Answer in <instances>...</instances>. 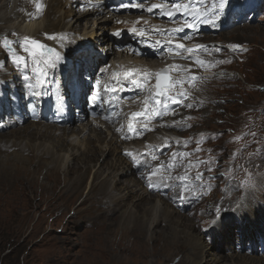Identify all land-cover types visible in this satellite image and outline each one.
Listing matches in <instances>:
<instances>
[{"label": "rangeland", "instance_id": "rangeland-1", "mask_svg": "<svg viewBox=\"0 0 264 264\" xmlns=\"http://www.w3.org/2000/svg\"><path fill=\"white\" fill-rule=\"evenodd\" d=\"M149 2L155 3L159 2V0H149ZM32 3L33 0L28 1L27 13L32 10L37 11L36 3H33V5ZM44 11L45 9H42L39 16L40 19H42ZM23 13L19 14L15 19L0 23V28L11 23L16 25L22 18ZM75 14H78V12ZM140 15L145 16L144 14ZM98 18H100V15L95 17V19L88 15L80 21L83 29L88 28L90 30L94 28L98 36L93 39L95 43L91 44L90 42V46L86 47L87 53L73 54L72 52L76 50V47L73 46L71 54L75 56L73 57L74 68L70 72L66 71V66L70 59L66 55L65 57L62 56L67 51L61 49L65 45L64 42L69 41L73 32L64 33L67 38L63 43H59L57 39H49L41 33L32 37L47 46H51L56 52L63 53L60 55L62 60L58 61L57 66L53 70H57L55 72L58 73L66 72L67 79L70 81L67 84L73 81L91 83L88 79L85 80L83 78L85 76L84 69L80 70L77 67V63L80 62L77 56H82V59H85L96 54L95 57L99 58L101 61L100 65L103 67L110 62L112 63V58L117 60L115 55L120 52V47L116 46L114 53L112 51L105 54L104 44L99 41L102 25L94 23V20L96 21ZM149 18L147 16L146 20H154ZM160 19L161 21L163 19L162 24L177 25L181 22L182 17L177 15L174 18L175 23L169 19L164 20L165 16ZM261 20H264V0H230L223 15L215 24H201L199 29L194 32H189L187 31L188 29L184 30L192 38L184 39L181 41L182 43L189 47L195 44H212L213 47L209 48L211 55L200 51L194 53L192 59H181L180 57L172 58L170 54H166L167 56L160 55L161 57H155L151 61L158 62L156 64L159 65L164 63V67L170 65L171 62L185 66L191 65L192 74L198 75L197 77H205L203 80L198 79L194 87L188 84L184 85L190 92L189 102L196 103V107L186 108L173 105L171 111H175L177 114L165 115L163 117L164 120L162 119L163 122L171 124L173 121H183L185 117H191L185 122L190 124L191 127H158L156 131L145 132L143 137H138V139H121L118 137L117 142L111 141L109 144L113 149L111 153L106 154V156H96L98 160H95L91 164L93 166L84 173L79 172L76 168L73 169L71 166L68 167L62 158L61 155L64 152L66 153V150L69 153L72 148L68 141L64 143L63 152L59 156L36 158L31 157L29 154V158L25 159L31 162H39V165L35 168H30L33 165L27 168L23 166V163L8 159L7 157L15 154V150L11 146L3 148V151L0 152V160L2 162L10 161V164H0V264L178 263L192 249L179 248L178 252L173 251V254H166L164 250L154 253L156 244L149 233L155 223H157L155 226L157 230L162 229L163 234L169 232L168 221L167 219L164 220L163 217H160L152 224L153 217H156L160 208L164 206L168 210H174L177 216L179 215L178 217L176 216L177 221L182 222L181 225L184 230L188 234L191 233L199 242L209 246H212V242L213 245H221L222 252L224 251V244L227 255L237 252L251 259H264V33L255 34L254 32H248L246 35L248 38H246L247 40L244 39L245 41L227 40L228 32L231 35L236 34V32L241 33L240 25L247 23V25L256 26L260 25ZM61 22L56 24L60 23L55 28L54 34L60 35L59 33L65 30V26L63 27L64 24L62 23V25ZM112 25V22H108L105 30L111 31ZM45 26L46 23L43 22V27ZM82 28L80 32L83 31ZM74 32L79 33L78 31ZM15 34L14 36L13 33H8V36H4L2 31H0V39L4 37L8 39L24 37L18 33ZM223 34L226 38H219ZM157 37L164 38L163 36L152 35V40L153 38L157 39ZM120 41H115V43H120L119 46L122 45V48L127 46L123 38ZM252 44L258 48L256 52L248 51L250 49L247 50V53L243 51L242 47L244 45ZM231 45H239L241 47L237 50H231L229 48ZM16 46L13 45L17 53L24 55L25 53L19 49V46ZM206 46L209 47V45ZM217 48L220 50L216 51ZM0 52L2 53H0L2 55L0 56L1 68L2 70L6 69L0 78V134H6L15 129L25 127L30 122L38 120V116L45 125L53 123L60 125L61 121H50L45 115V113L51 114L50 111H52L53 106L51 101L47 100L39 107V100L34 101L36 96L30 92L33 96L31 101L23 91V88H26V83L23 81L22 76L29 75L30 72L19 75L17 68L7 58L5 49L0 47ZM185 55L187 54L185 53ZM197 57L205 61L224 60L226 62L215 64L214 67H198L195 64ZM250 60H257V65L250 62ZM74 69L79 72L77 73L78 76H73ZM173 75L176 74L174 73ZM19 82H23L24 87H19ZM178 89H180V85L177 86L176 90L178 91ZM47 92L42 93L41 96L44 94V97H46ZM147 94H149L148 85ZM134 96L138 98L141 94L138 93ZM85 102H83L84 105ZM75 109L77 108L73 106L72 110ZM32 111L36 113V116L33 115ZM15 116L19 118L21 127L5 131V125L10 121L9 118H15ZM79 116V111L71 112L68 125L76 126L80 122ZM166 116L167 118H165ZM86 119L87 114L83 117L82 122ZM66 120L68 121V117H66ZM104 129L106 130V128ZM40 131L42 132L41 129ZM242 133H248V135L242 140L233 142L234 138ZM252 133H255V135L253 136ZM101 134L104 135L105 131L102 130ZM166 139L168 141L167 146L157 148L158 150L162 149L159 156L156 155L157 159L155 161H151L152 158L148 159L147 155H142L143 164L137 165L133 173H128L125 176H119V172L116 174V178L120 182L124 181V179L136 181L137 185H135L136 187L133 186L130 193L132 198L129 199V196L121 198L124 191H121V193L117 191L111 194H103V191L109 189L111 184L102 185L101 183L102 178L108 172L102 167L104 166V161L110 163L112 158L125 157L130 158L133 162L131 157L124 154L125 150L139 158L138 152L142 151L141 148L143 146L164 145ZM107 140L108 138L105 141L95 142L94 139H91L94 146H98L100 143L105 144ZM177 140L181 142L190 140V142L185 146L183 143L177 144ZM198 140L201 143L197 144ZM137 142H140V147H136L138 145ZM242 144L246 145V147L243 148L236 160L232 161L230 158ZM132 148H135V150L133 151ZM197 148L200 150L196 151ZM157 149L155 152H157ZM119 150L120 152H118ZM173 152H188L191 155L184 157L182 160L178 159V167L170 170L162 168L163 170L160 169L162 173L160 171L153 175L154 167L157 168L162 161L167 162L172 157ZM3 153L6 157L3 156ZM212 158H215V161L211 165L201 164L199 168L195 166L197 160L206 161ZM13 159H18V157L13 156ZM76 160L81 162L83 157L78 156ZM189 161L193 162V166L190 169L187 168ZM151 162L154 163L152 164ZM48 163H51L49 167L46 166ZM236 165L241 167L237 168ZM209 166L213 168L212 173L204 171ZM229 169L232 170L231 180L226 179L222 175L228 172ZM186 171L189 177H194L198 171H204V183L212 185L211 189L204 190V193L207 192L209 194L206 198L204 194L195 199L189 195L185 200H182L183 193L188 191L190 193L194 190L200 191L198 188L200 182L186 187L180 180L175 179L184 175ZM246 173L251 174L252 183L244 187L240 185V181L245 178ZM169 176L172 179H169ZM210 176L214 178L209 179ZM158 178L162 179L161 182H164L163 184L165 185L160 184ZM151 187L156 190H151ZM77 190L79 193L75 194ZM260 191L263 200L259 207H255L252 203L245 201L247 196L253 197L255 196L254 194H259ZM228 192L241 195L237 197L235 202L228 197ZM147 193L152 196L153 207L148 213L146 224L142 226V229L145 230V238L148 237L150 239L146 252L144 251L142 254L134 251L141 246V240L138 236H135L133 226L135 224L134 217L144 214L142 207L148 202L147 200L138 199L137 196L144 194L143 197H145ZM233 203H239L237 204L238 206L241 204L244 206L238 208L235 212ZM218 206L220 209L219 213L217 212ZM202 209H207V212H203V214L210 218L208 220L205 218V221L198 223V225L205 226L209 222L210 226L211 222L216 221L215 223L219 224V228L217 231L204 229L201 233L203 238H199L192 231L194 229L199 234L200 228H197V224L183 221V219L186 218L185 216H188V219H192L193 216L203 217L198 215V211ZM126 212L129 216L126 215ZM225 215L228 216L224 218ZM126 216L128 218L132 216V219L121 225L119 221L123 217L127 218ZM223 218L224 221L227 220L221 227L219 221ZM123 227L127 230L125 236L122 233ZM219 231L223 232L225 236H223L221 241H216L214 240L215 234L221 235ZM242 245L244 250L240 248ZM224 261H226L225 264L230 262V260L227 261L226 259ZM238 264L256 263L252 262V260H244L239 261Z\"/></svg>", "mask_w": 264, "mask_h": 264}, {"label": "bare ground", "instance_id": "bare-ground-1", "mask_svg": "<svg viewBox=\"0 0 264 264\" xmlns=\"http://www.w3.org/2000/svg\"><path fill=\"white\" fill-rule=\"evenodd\" d=\"M28 1H30V0H0V23H3L6 20L15 19L19 16V14L21 15L25 11V13H23V15H22V18L19 20V22L16 25L12 24V23L7 24V26L0 28L1 29L0 31H2L4 36H8V33H18V34H20V36H29V37H34L40 33L42 35H45V33L52 35V34H54L55 28H57V26L60 23L58 25H56V24L58 22L62 21L61 24L62 23L64 24V25L63 24L62 25H63V27L65 26V28H64L65 30L63 32H60L59 34L73 32L72 36L69 38V41L64 42L65 45L61 49L63 51L66 50L69 53H67L65 51L66 53L64 55H62L63 53L59 52L60 55H62L64 57L66 55L67 57H69V59H70L69 62L68 63L66 62L67 63L66 71H69V72L71 71L72 68H74L73 57H75V56L73 54H78L81 52L87 53L86 47L90 44V42H91V44L95 43V41L93 39H95L98 36L96 34V32L94 31V28H91L90 30H88V28L83 29L81 26L80 21L83 18H86L88 15H90L91 17H94V19H95V17L100 15V18H98V20H96V21L94 20V23L96 22L97 24L102 25V27H101L102 32L99 33L100 34L99 35V37H100L99 41H101V43L104 44V47L106 49L105 54H108L112 51L114 53V50L116 51V46H119V44H120V43H115V41H118V40L113 37L112 32H115L117 29L131 28L133 26V22L137 21L138 18H140V24L141 25L143 24V20H146V17L148 16V17H150L149 19H154L152 21H149L150 25H153V24L159 25V26H162L164 28H171V27L176 26V24H174V25L169 24V23H163L162 24L163 19L161 21L160 18L163 17V15H158V12H159L158 9L154 10V12L151 14L145 11L144 12L145 16L140 15V14H143V12H141L137 9H135V11H132V10H129V8H127V11H125L123 13H115V12L111 11L112 5L109 7L105 4L106 0H41L42 9H45V11L42 13V16H43L42 19H40L39 16L41 13L37 14V11H34V10H32L30 13L26 12ZM115 1H118V0H115ZM33 3L35 4L36 0H33ZM33 3H32V5H33ZM123 3H128V2L124 1ZM149 3H151V2H149ZM32 5H31V9H32ZM119 5H118V7H119ZM73 6H74V8H73ZM75 8H77V9H75ZM115 11L120 12L116 9H115ZM76 12H78V14H75ZM128 14H130L129 17H127ZM137 14H139V15H137ZM158 19L161 21V23H159L160 21ZM167 19H168L167 16H165L164 20H167ZM54 20H56V21H54ZM117 21H121V23H117ZM43 22L46 23L45 27H43ZM108 22H112L113 25H112L111 31L107 30L108 31L107 32L105 30V28H106V24ZM81 28L83 29L82 32H80ZM240 28L242 29L241 33L236 32V34L231 35V33L228 32L227 34H229V36L227 37L228 38L227 40H232V41L244 40V39L248 38L246 36L248 32H254L255 34L264 33V20H261L260 25L251 26V25H247V23H244V24L240 25ZM235 29H237V28L235 27ZM74 31H78L79 33H76ZM187 31L194 32L193 30H190V29H188ZM155 34L156 33H153L152 35H155ZM185 35H186V32H182V34H179V33L176 34L177 37H180V36L183 37ZM119 37H122L124 39V43L127 44V46L124 48H122L121 45L119 46L121 50H120V52H117V55H115L117 57V60H114V58H112V63L110 62L107 64V66H110L109 72L115 70V71L122 73L123 71H126L129 68L135 67V68H140V69H148L154 73L159 68L164 67L163 66L164 63L163 64L161 63L159 65V64H156L158 62H151V61L153 60V58L155 59V57H158L160 55L167 56L166 54H169V52L166 48H164L163 46H160V47L150 46L153 43L152 39L148 40L149 46H145L144 40L138 39L134 36H129L127 31H125L123 33V35H121ZM219 38L225 39L226 36L223 34V35H220ZM157 39H161V38L157 37ZM111 43H113V44H111ZM69 45H70V47H68ZM206 45H209L208 49L213 47L212 44H206ZM73 46L76 47L75 51H73ZM48 47L51 48V46H48ZM130 48L138 49L137 53L133 54V52H131L129 50ZM242 49L246 53L248 51H255L256 52L258 50L256 45H254V44L244 45L242 47ZM248 49H250V50H248ZM103 50H104V48H103ZM58 51H60V50H58ZM71 52L73 54H71ZM88 53H90V52H88ZM24 55H26V54H24ZM95 55H91V57L88 55L89 58L86 57L85 59H82V56H77V58L80 61L77 63V67H79L80 70L82 68L84 69L83 72H85L84 73L85 74V77H84L85 80L88 79L93 85L96 83V80L99 78L101 80L100 86H102V87H100V86L99 87L101 88V90H103V88H104L103 81L106 78L100 77L98 75L99 73H97V71H99L100 68H104V67L102 65H100L101 61L99 60V58L95 57ZM0 56H2V55H0ZM2 62H3V60H2ZM83 62H84V64H83ZM250 62L257 65V60H250ZM170 64H172V62ZM95 66H98L97 69ZM0 68H1V64H0ZM5 71H6V69L5 70H2V68L0 69V78L3 76ZM73 73H74L73 76L74 75L78 76L77 73H79V72H77V70L74 69ZM18 74L21 75L22 73L20 71H18ZM53 74H55V76ZM52 78H55L57 80V83L59 81V84L58 85L53 84L51 81ZM67 82H68V80L65 77V74L63 72H61V73H58L55 71L53 72V70L49 69L48 77H47L48 86H47V88L43 89L42 93H46L51 87H53L55 94H57L58 91H61V95H62L61 97L63 98V103L68 106L69 112H70L71 107H72L71 102H72L74 96H76V102H78L80 96L82 94H84L85 91L87 90V86L85 83L73 81L70 83L72 90H67V88H66ZM119 83L123 85V90L118 91L116 93V96L121 98L120 102L116 103L115 105H114L113 101L107 102L108 103L107 105L109 106L110 110H112V111H110L109 113H106V111L104 110V112L102 114H100L99 118H97V119L87 118L84 122H82L83 117L86 114H84L82 109H76L77 111L81 112L80 116H79L80 122L78 124H76V126L68 125L70 119H68V121H67L66 117L64 116V111L63 110L59 111L56 108V106L53 107L51 114L48 115L45 113V115L48 117V119L50 121L54 120L55 122H57L58 120H60L62 123H60V125L58 124L59 126L55 125L54 123L50 124V125H47V124L45 125L44 122L41 121L40 117L38 116L37 117L38 120L30 122L25 127L15 129V128L21 127L19 124V118L16 116H15V118H12V117L9 118L10 121H8L6 123V125H5L6 130L5 131H11L13 129H15V130L8 132L6 134H0V152L3 151V148L11 146L15 150V154L13 156H17L18 159H13V156L7 157L8 159L14 160V161L19 162V163H23L24 167L29 168L30 165H33L30 168H35L39 165V162L38 161L31 162L28 159H25V158H29V154L31 155V157H36V158L50 157L53 155L59 156V155H61L60 153L63 152L62 148L64 147V143L68 141L69 144L72 145V148L69 150V153L66 150V153L64 152L61 155L62 158L67 163L68 167L71 166L73 169L76 168L77 170H79V172H83V173L86 172L88 169H90L93 166L91 164L94 163L95 160H98V158L96 156H103V155L106 156V154L108 155L109 153H111V150H113V149L109 145L110 142L111 141L117 142V138L118 137L121 138V136L123 135V133L117 132L115 130L116 128H120L123 125L124 126V132H127L128 114H130L131 112L141 111L143 109L142 101H143L144 96L146 95L147 86L145 87V89L142 90V89H138V88L133 87L127 80H122ZM177 86L178 85H176V89H177ZM19 87H24L23 82H19ZM23 91L26 93V96H28V99L32 101L33 96L30 94L31 89H29L26 85V88L25 89L23 88ZM91 93H92V91H91ZM138 93H140L141 96L138 98H135L134 95H136ZM142 94H143V96H142ZM40 96H36V100H34V101L39 100V102H38L39 107H41V105H43L45 102L44 94L41 97ZM125 97H127V99L124 100ZM132 99H136L137 102L132 103ZM9 112H10V110H9ZM69 112H68V116H69ZM113 112L119 113V115L118 116H112L111 120L105 119L106 115H111ZM12 113H14V112H12ZM32 113H33V115L36 116L35 112L32 111ZM163 117H162V119H163ZM165 118H167V116ZM137 119H138L139 123H141V124L144 122H147L142 118H137ZM160 119L161 118H156L150 122V126L151 125H157V127H155L154 130H152L153 132L156 131L157 128L159 127L158 125L161 123ZM104 128H106V130ZM40 129L42 130L43 133L40 131ZM102 130L105 131L104 135L101 134ZM79 134H81V135L79 136ZM129 135H131V134H129ZM107 138H108V140L105 142V144L100 143L98 146H96V145L94 146L92 141H91V139H94L95 142H100V141H105ZM136 139H138V138H136ZM137 144L138 145H136V147L141 146L140 142L139 143L137 142ZM132 150L134 151L135 148H132ZM141 150L142 151L138 152V157H139L138 159H140V157H141L140 160L143 164V158H142L141 154L143 153L144 155H147L148 147H146V145H145V146H143V148H141ZM118 152H120V150ZM123 152H124V150H123ZM3 156H5L4 153H3ZM78 156H82L83 161L80 162V161L76 160V158ZM104 162H105L104 166H102V167L104 168V170H106L108 172L102 178L101 183H102V185L103 184L106 185V184H110V183L111 184H110L109 189H106L105 191H103V194H111V193H114L117 191L121 193V191H124L123 197H121V198L128 197V196H129V199L132 198L130 196V193L132 192L133 186L137 185L136 181L132 180V179H129V180L124 179V181L120 182L119 179L116 178V174L118 172H119V176H125L128 173L131 174L137 168L138 164H134V162H132L130 158H125V157H123V158L117 157V159L112 158L110 163L108 161H104ZM0 164L9 165L10 161L2 162L0 160ZM50 165H51V163L46 164L47 167H49ZM158 177H159V175H158ZM161 180H160V178H158V182L160 184H163L164 182H161ZM118 184H119V186H118ZM163 185H165V184H163ZM163 185H162V187H163ZM147 191H148V188H147ZM77 193H79L78 190L75 192V194H77ZM204 195L206 198V196L209 194H207V192H205ZM227 195L229 198H231L232 200H234L236 202L237 197L241 194H234L233 192H228ZM254 195L255 196H253V197L247 196V199L246 200L244 199V200L249 202V203H252L255 207H259L260 203L263 200L262 196H261V191L259 192V194H254ZM143 196H144V194L138 195L137 197L140 200H147L148 202H146V204L143 205L144 208L142 207V212H144V214H141V216H139V217H134L135 224L133 226V229L135 231V236H138V238L141 240V246L139 248H137L135 250L133 249V250L136 251L137 253H142V254L144 253V251L146 252L147 244H148V241L150 240L148 237L145 238V236H144L145 230L142 229V226L144 224H146L145 222H147V220H148L147 219L148 213L151 211V209L153 207L152 196L149 193L145 194V197H143ZM188 196H189V191L183 193L182 200H185V198ZM242 196H243V194H242ZM210 197H208V199H210ZM233 204L235 205V206L233 205V209L235 210V212L238 210V208L244 206L242 204L240 206H238L237 204H239V203H237V204L233 203ZM204 209L198 211V215L203 216V217L198 218V216L197 217L193 216L192 219H190V218L188 219V216H185L186 218L183 219V221H188L189 223H193V224L196 223L197 224V228H200V230L198 231L199 234H197V231H195L194 229L192 231L195 233L196 237H199V238H203L201 235L202 230L210 229V230H216L217 231V229L219 228V226H218L219 224L212 223V222H211L210 226H209V222L206 223L205 226L198 225V223L204 222L205 218L207 220H208V218H210L209 216L203 214V212H207V209L206 210H204ZM232 212H234V211H232ZM230 214H229V216H230ZM126 215H128L127 212H126ZM176 216H177V213L174 212V210H168L167 207L164 206V207L160 208V211L158 212L156 217H153L152 224L157 219H159L160 217H163L164 220L167 219V221H168L167 226H169V232L166 234L162 233V229L157 230V228L155 227L157 223H155V225L153 226V229L150 230V232H149L150 237H153L155 244H156V246H155L156 249H155L154 253H158L161 250H164L166 252V254H170L173 251H177L179 248L180 249H182V248L192 249L190 251V253L185 254V256H183L182 259H180V261L178 263H175V264H225L226 261H224V259H226L227 261L230 260V262L227 264H238L239 261H244V260H248V261L252 260V262H255L256 264H264V259H251V258L246 257L244 254H239L237 252L234 254L229 253L227 255L226 251H225L226 247L224 244H223L224 251L222 252L221 245L216 244L217 245L216 246V245H213V242H212L211 243L212 246H209L203 242H199L198 240H196L191 235V233L188 234L184 230V227L181 225L182 222H178L176 219ZM226 216H228V215H225L224 218ZM224 218L219 221L221 227L224 224V222L227 220L226 219L224 221ZM245 218H247V217H245ZM131 219H132V216H130L129 218L123 217V219H121L119 222H121V225H123V224H125V222H129ZM216 226H218V227H216ZM126 232H127L126 228L123 227L122 233L124 236H125ZM219 233L221 235L219 236V235L215 234L216 237L214 240L221 241L223 236H225V234L223 232L219 231ZM93 248H94V246H93ZM240 248L242 250H244L243 245ZM245 250H247V249H245ZM148 251H150V250H148ZM181 256H182V253H181Z\"/></svg>", "mask_w": 264, "mask_h": 264}, {"label": "snow or ice", "instance_id": "snow-or-ice-1", "mask_svg": "<svg viewBox=\"0 0 264 264\" xmlns=\"http://www.w3.org/2000/svg\"><path fill=\"white\" fill-rule=\"evenodd\" d=\"M230 0H159V2L149 3V0H129L128 3H121L119 5V9L126 8H135L141 12L153 13L154 10L158 9V15L167 16L170 20H173L175 23V17L177 15L182 17V20L175 27L164 28L159 25H150L148 20H143V24H140V18L137 21L133 22V26L127 29H117L112 33L114 36H121L125 31H127L130 35L142 39L145 42V46L148 45V40L152 39V34L156 33L159 36H163V39H156L150 45L152 47H160L163 46L166 48L172 56V58L180 57L181 59H192L193 54L196 52H209L208 46L195 44L191 47L186 44L180 42L184 39H191L192 37L189 35H185L183 37H177V33L184 32L185 29L197 30L199 29L201 24H215L217 20L223 15L226 7L229 5ZM36 10L37 14L42 12V3L41 0H36ZM117 23H121V21H117ZM15 36L16 34L13 33ZM45 36L49 39H57L59 43H63V41L67 38L66 34H52L49 35L45 33ZM13 45H18L19 49L24 52L26 55H20L17 53L16 48ZM0 47L5 49L7 52V58L13 63V65L17 69L23 68L25 72H31V75H23L22 79L25 81L27 87L31 89V92L35 96H40L42 94L43 89L47 88V77L50 68H55L57 66L58 61L61 59V56L54 49L48 47L43 44L41 41L29 37L24 36L22 38L17 37L16 39H8L4 37L0 39ZM241 46L239 45H231L229 48L231 50H237ZM133 54H136L138 49L130 48L129 49ZM220 49L217 48L216 51ZM185 53L187 55H185ZM224 60L219 61H205L199 59L198 57L195 59V64L198 67H214L215 64L225 63ZM110 66H105L104 68L99 69V76L105 77L106 79L103 81L104 88L100 89L101 80L98 78L96 83L92 86L94 91L91 96V103L93 105L97 104V102L107 103L108 101H113L114 105L119 103L121 98L116 96L118 91L123 90V85L119 82L122 80H127L133 87L138 89H145L153 78L156 79L155 85L148 86V95H145L143 98V109L141 111L131 112L128 114L127 121V132H124V126L122 125L120 128H116L117 132L123 133L121 139H130L133 137L143 136L145 132L154 130L157 125H151L150 122L156 118H161V123L158 125L159 127H191L190 124H186L185 122L191 117H185L183 121H173L171 124L163 122L162 117L165 115H176L175 111H171V107L173 105L179 107L186 108H194L196 107V103L189 102L190 92L184 87L185 84L190 86H195L196 81L203 80L205 77H197L196 75L191 73V65L185 66L181 64H171L166 65L165 68L153 73L148 69H140V68H129L126 71L118 72L111 71L109 72ZM175 73L176 75H173ZM176 85H180V89L176 90ZM107 98V99H105ZM194 99V98H193ZM136 99H132V103H136ZM119 113L113 112L111 115H106L105 119L111 120L112 116H118ZM137 118H142L147 122L139 123ZM131 134V135H129ZM248 133H242L240 136L234 138V141L242 140ZM254 136L255 133H252ZM189 141L177 140V144L183 143L185 146ZM167 139L164 145H151L146 146L150 148L151 158L153 160L157 159L155 154V150L158 147H166ZM201 143V141H197V144ZM246 145L242 144L239 149H237L232 157L230 158L232 161H235L236 158L241 154L243 148ZM200 149L197 148L196 151ZM125 155L132 158L134 164H141V160L134 156L133 153L125 150ZM144 155V154H141ZM191 153L188 152H173L170 160L165 164V162H161L157 168L153 169V175H155L160 169L167 167V169H172L174 167H178L179 164L177 160H182L184 157L190 156ZM252 155V154H249ZM215 161V158L206 161L195 162V166L199 168L201 164L211 165ZM193 166V162L189 161L187 168H191ZM237 168H240V165H236ZM204 171L208 173H212L213 168L211 166L207 167ZM204 171H198L194 177H189L188 172L186 171L184 175L176 177L175 179L180 180L185 186H189L190 184H198V188L200 191H192L189 195L192 198H198L200 195L204 194L205 189H211L212 185L210 183L205 184V176ZM246 171V170H245ZM226 179H232V170L229 169L228 172L223 173ZM172 179V177H168ZM214 177L210 176L209 179ZM252 183L251 174L246 173L245 178L240 181V185L247 187ZM151 186V185H150ZM219 206L217 207V212L219 213ZM216 221H213L215 223Z\"/></svg>", "mask_w": 264, "mask_h": 264}]
</instances>
